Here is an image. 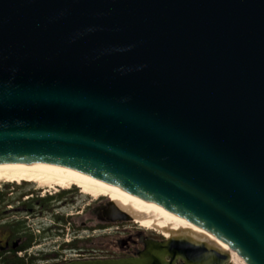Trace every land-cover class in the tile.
<instances>
[{
  "label": "water",
  "instance_id": "water-1",
  "mask_svg": "<svg viewBox=\"0 0 264 264\" xmlns=\"http://www.w3.org/2000/svg\"><path fill=\"white\" fill-rule=\"evenodd\" d=\"M8 164L112 184L264 264V0H0ZM142 246L64 264H229L188 232Z\"/></svg>",
  "mask_w": 264,
  "mask_h": 264
},
{
  "label": "flooded vegetation",
  "instance_id": "flooded-vegetation-1",
  "mask_svg": "<svg viewBox=\"0 0 264 264\" xmlns=\"http://www.w3.org/2000/svg\"><path fill=\"white\" fill-rule=\"evenodd\" d=\"M46 185L50 184L45 183ZM72 189H56L54 194L40 196L43 191L40 186L32 185V189L28 191L8 184L0 188V264H7V260L14 257L22 260L23 264H64L74 259L99 258L95 255L102 252L90 250L86 244L88 236L83 237L78 233L79 230L89 231L91 226L89 219L78 224V220L73 218L70 209L74 204L75 192ZM10 190L16 191L13 193ZM108 202L112 200H100L94 204L92 214L102 222H97L94 227L107 224L103 221V210ZM125 232L128 233V241H121L118 251L109 253L111 255L106 258L134 256L142 250L144 240L168 238L154 237L140 230L137 234ZM74 242L79 246L77 249L72 247ZM233 260L232 258L231 264Z\"/></svg>",
  "mask_w": 264,
  "mask_h": 264
},
{
  "label": "rangeland",
  "instance_id": "rangeland-1",
  "mask_svg": "<svg viewBox=\"0 0 264 264\" xmlns=\"http://www.w3.org/2000/svg\"><path fill=\"white\" fill-rule=\"evenodd\" d=\"M45 183L50 184L46 185ZM4 184H8L10 187H22V190L28 191L32 189V185L42 187L43 191L40 192V196L46 195L49 196V193L54 194L56 189L60 191H66L69 188H75L76 193L74 194V204L70 209L73 218H75L76 223H80L83 220L89 219V225L91 226L89 231L79 230L78 233L80 236H88L86 241L87 247L91 250L101 251V254H96L95 256L99 258H106L110 256L112 252H117L121 241H128V232L131 234H137V232L143 231L145 234L151 236L166 237L167 235L163 230H166L170 233L165 227H161L162 224H154L152 222H142V221H131L123 222L122 224H110L107 223L103 225V228L100 226H95L97 222L96 215L92 214L93 206L98 201H108L112 200V194L104 192L99 189L86 187L79 183L65 180L62 178H53L44 174H5L0 176V188H3ZM26 184V185H23ZM56 184V185H54ZM16 191V190H15ZM14 190L9 192L15 193ZM20 189L17 191L19 192ZM92 208V209H91ZM82 216V218H80ZM102 223V222H99ZM157 225V226H156ZM109 226V227H108ZM108 227V228H106ZM118 227V229H117ZM125 228V230H124ZM75 231V229H74ZM76 232V231H75ZM85 244V245H86ZM233 264H245L243 260L233 254Z\"/></svg>",
  "mask_w": 264,
  "mask_h": 264
},
{
  "label": "bare ground",
  "instance_id": "bare-ground-1",
  "mask_svg": "<svg viewBox=\"0 0 264 264\" xmlns=\"http://www.w3.org/2000/svg\"><path fill=\"white\" fill-rule=\"evenodd\" d=\"M44 174L53 178H62L65 180L73 181L84 185L86 187L95 188L112 194L113 201L111 203L115 204L121 210L128 212L134 221L142 222H152L154 224H162L161 227H165L163 230L165 234L169 237L170 234L178 232H188L195 234L201 240L205 241L208 246L217 249L223 255L229 257V264H231V259L233 258L234 252L227 248L226 245L222 244L218 239L208 232L198 228L194 224L187 220L176 216L169 211L161 208L160 206L151 203L147 200L139 198L132 195L112 184L100 183L96 181H91L75 176H70L64 173H60L51 169L22 165V164H8L0 165V176L7 174ZM157 226V225H156Z\"/></svg>",
  "mask_w": 264,
  "mask_h": 264
},
{
  "label": "trees",
  "instance_id": "trees-1",
  "mask_svg": "<svg viewBox=\"0 0 264 264\" xmlns=\"http://www.w3.org/2000/svg\"><path fill=\"white\" fill-rule=\"evenodd\" d=\"M72 190H73V192L76 193V190L75 189H72ZM73 198H74V194H73ZM100 228H103V226H100ZM72 247L74 249H77L79 246H78L77 242H74L72 244ZM7 264H23V261L22 260H19V259H17V258L14 257L12 260H7Z\"/></svg>",
  "mask_w": 264,
  "mask_h": 264
}]
</instances>
